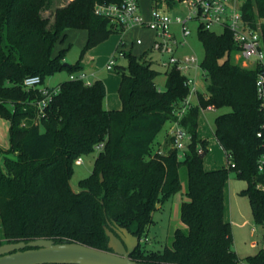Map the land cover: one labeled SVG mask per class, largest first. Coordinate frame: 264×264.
<instances>
[{"label": "trees", "instance_id": "trees-1", "mask_svg": "<svg viewBox=\"0 0 264 264\" xmlns=\"http://www.w3.org/2000/svg\"><path fill=\"white\" fill-rule=\"evenodd\" d=\"M176 1L152 0L153 9ZM120 2L70 0L57 6L50 18L43 12L53 0H0V115L11 121L13 154L0 163V244L46 237L110 250L103 226L110 228L108 222L145 240L157 205L183 189L184 170L185 227L175 230L170 246L148 249L145 241L131 257L147 264H240L231 222L224 217V185L229 170L247 181L242 193L250 200L254 223L264 226V188L258 187L264 178L257 169L263 114L257 70L231 60L237 49L229 29L217 33L202 22L198 26L208 87L180 119L191 134L182 158L171 137L163 149L155 144L166 122L178 119L176 112L190 92L186 75L175 67L164 71L165 88H160L156 79L162 71L154 67V60L123 51L126 65L114 66L120 73L118 109L104 106L103 80L85 85L68 79L59 84L45 115L39 117L36 104L42 94L39 88L24 86L31 75H40L44 84L48 74L63 68L80 71V60L65 64L66 49L54 54L56 44L68 29H86L84 53L125 31L95 11L98 3ZM242 10L253 28L260 25L264 39V0H245ZM208 106L228 109L216 117L214 130L228 163L213 170L204 168L200 156L207 154L208 140L198 138L200 110ZM102 142L94 172L75 190L70 181L73 162ZM246 259L264 264V250Z\"/></svg>", "mask_w": 264, "mask_h": 264}, {"label": "rangeland", "instance_id": "rangeland-1", "mask_svg": "<svg viewBox=\"0 0 264 264\" xmlns=\"http://www.w3.org/2000/svg\"><path fill=\"white\" fill-rule=\"evenodd\" d=\"M69 1L70 0H53L52 6L43 12L44 15L53 18L55 8L59 5L66 4ZM139 2L144 18H151V11L153 8L152 0H139ZM159 10L162 14L171 17L181 16L185 20L189 13V1L177 0L172 6L166 5L160 7ZM199 24L200 20L197 18L190 19L187 22V26L191 33L186 37V41L183 36L182 24L172 22L169 25V32L172 33L178 42L176 44L177 56L182 57L186 54H195L200 62L204 59L205 48L198 35ZM213 30L217 33H221L223 28L221 26H215ZM156 34V30L147 25L133 26L123 32H115L111 34V36L104 42L82 53L84 47L80 45V38L74 37L70 33V38L69 35H67L66 38L62 40V42L67 43L64 60L69 65H75L83 57H87L85 55L93 54L96 51L94 57L89 63H86L85 67L87 70L98 72V74H100L99 76H101L99 78L102 79L108 75L117 77L118 79L120 73L115 70V68L111 70L106 68L111 55L107 54V52L111 49L114 42L123 39V41H125L124 48L127 52L132 51L138 56L145 54L154 60V67L162 71V74L156 79L157 84L160 88H165L166 75L164 71L166 70V67L160 61L161 54L151 49L152 43L157 37ZM140 38L143 40L142 43L137 42V39ZM166 57L167 55H163V58ZM116 58L117 63L126 65L127 61L124 57L116 53ZM230 58L234 63L243 67L251 68L252 66L250 62L246 63L240 58L238 51H233ZM188 74L191 77H195L200 92L207 94L208 78L205 70L202 67H199L197 70H192ZM70 75L71 72L68 69L63 68L62 70L48 74L45 77L44 85H56L59 82L70 79ZM193 101L194 103L198 102L196 96L193 97ZM225 111H228V109L201 108L200 110L198 119V138L207 139L209 147L207 154L203 157V165L206 170L221 168L227 166L228 163L227 154L214 134L215 119L219 114ZM10 126L11 121L7 117L0 115V163L3 162L6 155H13L9 152L11 144ZM171 126L172 124L167 121L157 135L155 142L156 145L165 142L167 132ZM99 151L100 147H95L92 152L82 155V163L77 164L76 162H73L70 181L75 190H80L81 181L94 172L95 160ZM181 175L183 179V189L166 199L163 204H160L153 212L154 221L149 227L147 239H145V241L148 240L145 244L148 249L162 250L165 246H170L173 241L175 230L178 227H185L181 219V203L186 189V173L184 170L181 171ZM246 185L247 181L244 178H240L234 170H229V176L224 185V217L231 222L234 239L233 248L242 259L240 264H250L246 257L264 250V226H257L254 223L250 200L248 196L242 193V189L245 188ZM103 226L105 227V230L107 228L109 229L107 223H104Z\"/></svg>", "mask_w": 264, "mask_h": 264}, {"label": "built area", "instance_id": "built-area-1", "mask_svg": "<svg viewBox=\"0 0 264 264\" xmlns=\"http://www.w3.org/2000/svg\"><path fill=\"white\" fill-rule=\"evenodd\" d=\"M189 13L184 20L181 16L171 17L162 14L159 9H152L151 18L146 20L142 13L139 0H121L120 3H98L96 4V13L110 17L112 20L118 22L126 29L133 26L147 25L156 30L157 37L154 39L151 49L161 54L160 61L170 69L177 68L186 75V84L190 88V92L183 101L181 107L176 112L178 117L170 127L169 135L172 138V145L178 150L179 158L184 156V151L191 141V134L180 123V119L185 112L195 104L193 96H198L200 90L198 88L195 77H191L188 73L192 70H197L201 66V62L195 54H186L179 57L176 55L177 39L169 32V25L172 22H177L183 26V36L186 37L191 33L187 26L190 19L197 18L203 23L204 27L213 30L215 26H221L223 29H229L232 32L234 44L239 56L246 63L252 64L251 68L257 70L256 91L259 100V106L263 114L262 123L257 136L263 140V150L259 154L257 160L258 172L264 178V39L260 25L253 28L245 19L243 14V4L245 0H188ZM159 36V37H158ZM161 37V38H160ZM138 43L143 40L137 39ZM123 57V50L116 51ZM116 53L113 54L108 62V69L114 68L116 62ZM163 55H167L163 58ZM90 75L84 71L71 73L70 79L82 80L85 85H91ZM24 86L26 88H39L42 97L37 101L38 116L45 115L46 107L52 100L53 96L58 93L59 86H44L42 77L40 75H31L24 79ZM198 99V98H197ZM207 108H214L208 106ZM95 147H104V142L97 144ZM83 162V158L79 157L76 160L77 164ZM258 187L264 188V179L258 184Z\"/></svg>", "mask_w": 264, "mask_h": 264}, {"label": "water", "instance_id": "water-1", "mask_svg": "<svg viewBox=\"0 0 264 264\" xmlns=\"http://www.w3.org/2000/svg\"><path fill=\"white\" fill-rule=\"evenodd\" d=\"M200 156L203 158L205 153ZM108 223L110 250L77 241L57 242L41 237L0 244V264H147L131 257L140 244V237L126 227Z\"/></svg>", "mask_w": 264, "mask_h": 264}, {"label": "crops", "instance_id": "crops-1", "mask_svg": "<svg viewBox=\"0 0 264 264\" xmlns=\"http://www.w3.org/2000/svg\"><path fill=\"white\" fill-rule=\"evenodd\" d=\"M149 19H146V20H149ZM66 33H67V35H69V38H70V33L74 37H79L80 38V40H79L80 45L83 46V47L85 46V44L87 42V39H88V31L86 29L71 28V29H68ZM124 45H125V41H123V39L118 40V42H114V44H112V46H111V49L107 52V54H109V55L111 54L109 60L111 59V57L113 56V54L118 49L127 52L125 50V48H124ZM66 48H67V43H64L62 41H59L56 44L54 54L57 55L62 49H66ZM93 50H95V49H93ZM94 54H96V51L93 54L85 55L87 57H83L80 60V64L82 66L81 69H80V71H84V72L88 73V75H90L89 77H90V79H91L92 82H94V80H96V79H102V78H99L101 76H99L100 74H98V72H95L93 70H89L88 71L87 68L85 67L86 66V63H89V61L94 57ZM107 65H108V63H107ZM107 65H106V68L108 69ZM80 71H78V72H80ZM102 80L104 81V83L106 85V89H107V92H106L107 94H106V96L104 98V101H105L104 102V106L106 108H108V109H118V108H120L121 107V100L119 98L120 96L118 97V94H119L118 90H119V85H120V77L117 79V77H112L111 75H108V76H105ZM60 83L61 82H59L56 85H50V84L49 85L48 84L47 85H44L43 84V85L44 86H52V87H55V86H59ZM196 97L198 98V96H196ZM169 132H170V129L167 132L166 138L167 137H170ZM165 141H166V139H165ZM164 143L161 144V146H160L161 149H163Z\"/></svg>", "mask_w": 264, "mask_h": 264}, {"label": "flooded vegetation", "instance_id": "flooded-vegetation-1", "mask_svg": "<svg viewBox=\"0 0 264 264\" xmlns=\"http://www.w3.org/2000/svg\"><path fill=\"white\" fill-rule=\"evenodd\" d=\"M141 239V241H140V243H144L145 242V240H143L142 238H140ZM147 239V238H146ZM146 241H148V240H146ZM140 245V244H139ZM137 249V248H136Z\"/></svg>", "mask_w": 264, "mask_h": 264}]
</instances>
